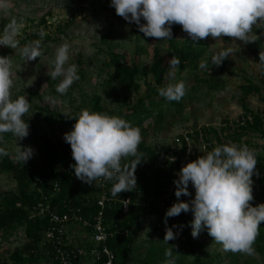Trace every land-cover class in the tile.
<instances>
[{"label":"trees","instance_id":"1","mask_svg":"<svg viewBox=\"0 0 264 264\" xmlns=\"http://www.w3.org/2000/svg\"><path fill=\"white\" fill-rule=\"evenodd\" d=\"M66 24H69V21ZM37 26L38 28L42 26L45 30L49 28L47 20L42 19L36 25L31 24L24 28L22 35L24 37L34 35L32 31ZM254 31L259 39L250 50L255 61L259 63V52L264 51V34L263 29L254 28ZM61 32L63 27L55 26L53 32H49L47 36L57 42ZM225 49V45H222L220 51ZM7 52L8 49L1 55L6 56ZM206 52L204 40L195 44L188 40L186 34L179 43L175 40L167 42L166 56L157 47H153L152 62L147 70L141 69L137 63L130 64L122 53H111L105 62L107 71L105 86L109 88L108 98L117 102L114 108L116 110H109L102 104L99 96H94L89 103L90 111L118 116L139 128L149 124L153 119L155 124H161L166 117L180 116L187 105L199 103L200 99H208L215 93L221 92L225 81L219 75L206 78L194 77L195 84L186 87V94L176 102L159 96L156 90L149 91L148 95H139L140 86L137 79L140 75L144 76L148 73L157 87H162L164 76L169 69L168 60L172 56L180 60L178 72L188 69L195 72ZM225 66L226 59L219 66V73L223 72ZM238 89L241 93L238 99L242 112L240 120L237 123L226 121L224 127L219 129V133L212 128L199 129L203 133L205 143L208 144V151L216 147L212 144L213 141L216 145L234 142L250 147L251 142L247 139L250 135L256 134L264 140V109L253 112L246 105L247 97L264 96V72L260 71L258 84L246 81ZM29 96H35V93ZM37 110L44 114L46 123L64 128L68 132L72 130L74 118L77 117L72 114L56 113L48 104L38 107ZM29 128V133L36 144L37 159H30L22 164L14 161L10 154L0 157V173L11 176L16 184L15 191L0 192V241H10L18 230L23 231L25 239L24 245L17 247L9 255L8 260L0 264H63V259L66 264H90L92 261L86 254L92 245V226L99 212L103 214V225L109 237L106 246L113 253L115 264H164L167 245L163 243L165 225L161 229L162 216L177 199L174 195L173 182L178 179L177 173L182 166L203 154L189 156V160L182 163L180 156L185 155L186 152L183 144L179 153H172L169 147L157 146L160 153V161H157L156 151L147 147L142 141L138 150L144 154L143 161L134 173L136 188L113 197L111 195L113 181H106L104 188L101 189L96 181L87 184L75 177L72 167L75 161L72 159L68 143L64 141L53 144L45 134L38 135L34 127L29 125ZM4 138L11 139L13 136L8 133ZM179 140L182 142L181 138ZM261 148L264 153V143ZM253 149H258V145H254ZM169 157H175V162H170ZM132 159L134 158L129 157L123 163L128 164ZM257 161L258 175H253L252 180L253 189L258 190L260 194L250 202L253 207L259 201L264 203V157H257ZM188 190L191 195L181 196V201L188 202L194 198L195 190L191 184ZM101 196H104L102 208L97 203ZM126 200L128 206L126 211H123V203ZM39 203L61 216L67 214L72 217L75 214L90 227L83 228L82 224L78 223L79 226H73L71 233L59 234L57 231L59 226L49 222L47 213L43 218H29V212ZM182 215L185 222L193 220L191 211L181 213L179 216ZM152 216H157L154 226L149 229L147 239L138 243L140 233L148 225V218ZM259 227L260 234L254 247L255 250L264 253V222H261ZM77 231L85 232V238L78 237ZM46 233H51L48 240L45 237ZM168 245H176L175 251L181 254L176 264H213V259H207L208 263L203 261L202 256L194 250L189 240H184L182 247H179L176 239L168 241ZM60 252H63L62 256ZM218 258L219 256L214 257V259ZM96 264H103V261L100 260ZM229 264H238L236 253H230Z\"/></svg>","mask_w":264,"mask_h":264},{"label":"clouds","instance_id":"2","mask_svg":"<svg viewBox=\"0 0 264 264\" xmlns=\"http://www.w3.org/2000/svg\"><path fill=\"white\" fill-rule=\"evenodd\" d=\"M10 0H0V12L9 14ZM110 7L115 14L129 24H136L139 32L146 38L158 41L172 40V26L180 25L188 40L199 44L206 38L214 40L223 37L234 38L233 42L243 44L256 42L259 37L254 28L264 29V0H111ZM141 20L144 23H141ZM25 28L23 18L13 17L0 32V46L19 50L24 61H33L43 55L42 41L47 35L43 27L33 29L40 39L21 47L20 37ZM70 43L65 40L55 49L53 70L47 75L56 80L63 79L55 91L60 95L67 93L71 85L79 80L78 66L69 64ZM231 48L211 56V64L220 66ZM180 60L172 56L168 60V80L157 89L158 95L168 101L179 102L186 94V83L176 79ZM67 65V66H66ZM257 68L264 72V51L259 52ZM11 57L0 56V143L4 134L10 133L16 140L15 159L26 163L34 155V149L18 145L29 135V124L24 116L31 105L26 95L12 98L13 71ZM200 69L209 72L208 61L199 63ZM45 100L55 105L57 97L46 96ZM72 125V130L64 134V141L70 145L75 177L87 184L103 179L113 181L111 195L131 192L136 188L135 170L143 161V153L138 148L142 142L141 130L130 122L115 115L82 109ZM9 153L0 147V157ZM132 157L130 163L123 161ZM175 157H169L175 162ZM257 155L246 145L228 142L214 147L194 161L182 166L174 180L177 198L165 212V249L164 264H176L179 252L176 245H168L175 240L183 225L167 226L168 218L181 213L193 214L190 223L191 236L197 238L201 231L222 245L225 251L256 254L254 243L260 234V224L264 222V203L255 207L250 202L253 196V175L256 172ZM195 190L194 198L188 202L180 200L188 197L189 185Z\"/></svg>","mask_w":264,"mask_h":264},{"label":"rangeland","instance_id":"3","mask_svg":"<svg viewBox=\"0 0 264 264\" xmlns=\"http://www.w3.org/2000/svg\"><path fill=\"white\" fill-rule=\"evenodd\" d=\"M110 3L111 0H10L9 14L0 12V32L13 17L23 18L25 28L46 19L47 27L50 28L44 29L47 34L53 32L55 26L63 27V32L59 34L57 42L52 41L47 35L44 37L42 41L43 55L33 61H24L19 50L0 46V56L12 59V98L26 95L31 108L24 116L25 121L36 129L38 135L45 134L53 144L63 143L64 134L68 131L46 123V118L42 112L37 110L38 107L48 104L56 113L78 116L82 109L90 110L89 103L92 97L99 96L104 106L109 110H116L114 108L117 102L108 98L109 88L105 86L107 78L105 62L109 55L122 53L130 64L137 63L143 70H147L151 65V49L153 47H157L166 56L169 40L158 41L156 38L144 37L136 24H129L117 16L115 9L110 7ZM71 20L72 22H70ZM67 21L69 24H66ZM141 23L144 21L141 20ZM39 28L37 26L35 29ZM32 33L34 35L27 37L21 35V47L26 43L40 39L37 33L33 31ZM172 33V40L178 43L186 35L180 25H173ZM65 40L71 45L68 63L78 66L80 78L71 85L66 94L60 95L55 89L63 77L52 80L47 72L53 70L55 49ZM233 40L234 38L229 37L218 40L205 39L204 45L207 52L202 60L208 61L209 72L206 69L198 68L195 72L188 69L176 74V79H183L186 87L195 84L194 77L206 78L219 75L225 81L224 89L221 92L215 93L211 98L200 99L199 103L187 105L185 111L178 117H166L161 124H155V119H153L149 124L140 128L142 141L146 143L147 147L156 151L157 161H160L157 146L169 147L171 152H177L179 139L189 129L212 128L219 133V129L224 127L226 121L237 123L240 120L242 112L238 99L241 93L238 87L246 81L258 84L260 71L250 50L256 42L245 45L240 41L233 42ZM222 45H225L226 49L231 48L232 52L226 58L223 72L219 73V66L211 64V56L220 52ZM6 49H8L7 55H1ZM168 71L164 76L162 87L169 82ZM137 82L140 86L139 95H148L149 91H157L159 88L148 73L144 76L140 75ZM31 93H35V96H29ZM46 96L57 97V103L55 105L49 103L45 100ZM155 100L158 101L157 98ZM263 101V95L249 96L246 99V105L251 111L260 112L264 109ZM247 139L251 142L250 149H253L254 145H258V149H254L257 157H264L261 148L264 143L263 138L255 134L250 135ZM17 143L22 149L23 147L34 149L31 159H37L36 144L30 133ZM0 146L4 147L11 158L16 161V140L14 137L4 138ZM214 146H219V144ZM198 150L193 145L194 155L198 153ZM15 189L16 184L12 177L0 173V192L15 191ZM259 194L258 190L253 189L254 198ZM258 204H261V201ZM165 212L162 216L163 221ZM156 218L157 216L148 218V225L140 233L138 243L147 239L149 229L154 226ZM163 221L161 229L165 225ZM184 222L183 215L168 218L167 221L169 227L184 225L182 229H173L174 232L179 233L176 238L179 247H182L184 240H189L194 250L202 256L206 263H208L207 259H213V264H229L231 251H225L221 244L215 242L208 235L207 229L201 231L197 238H193L191 236V221H186V225ZM77 236L85 238V232L77 231ZM24 243L22 230H18L10 241H0V262L7 261L9 255ZM255 251L256 254L253 256L236 253L238 264H264V253ZM216 256L219 258L214 259Z\"/></svg>","mask_w":264,"mask_h":264},{"label":"built area","instance_id":"4","mask_svg":"<svg viewBox=\"0 0 264 264\" xmlns=\"http://www.w3.org/2000/svg\"><path fill=\"white\" fill-rule=\"evenodd\" d=\"M182 142L179 141L178 147L179 149L177 152L172 153H179L180 148L184 145L186 148L185 155H181V161L182 163L189 160L191 156L194 155L193 151V145L197 147L198 153L204 154L205 151H208V144L204 141L203 133L198 129H189L188 131H185V133L181 137ZM183 144V145H182ZM213 145H215V141L212 142ZM190 156V157H189ZM178 178V176H177ZM96 184L103 189L104 185L106 183L105 180L98 179L95 180ZM104 202V196H101L98 200V205L102 208ZM128 206V201H124L123 203V211H126ZM48 214L49 222L52 225H57L58 227V233L59 234H68L71 233V230L73 226L78 225V223L82 224L83 228H89V224L86 221H83L79 216L73 214L72 217H69L67 214L59 215L55 212H51L47 206H43L42 203L37 204L34 208L31 209L29 212V218L35 219L36 217H44L45 214ZM102 212H99L96 216L95 223L92 226V233H91V243L90 248L88 249V254H86L87 257L91 259L92 262L90 264H96L100 260L103 261V264H115L114 263V255L113 253L108 249L106 246V241L109 239L105 227L103 225V218H102ZM72 220V221H71ZM71 221V223H70ZM71 224L70 226H66L65 224ZM79 226V225H78ZM66 228V229H65ZM67 228L68 231H67ZM46 239H50L51 233H46ZM60 255H63V252H60ZM63 264H66L65 260H62Z\"/></svg>","mask_w":264,"mask_h":264}]
</instances>
